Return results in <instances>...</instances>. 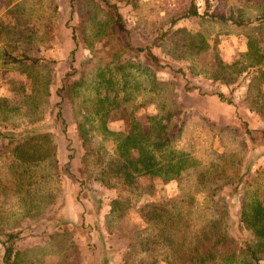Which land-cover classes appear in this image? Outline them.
Returning <instances> with one entry per match:
<instances>
[{"label": "rangeland", "instance_id": "1", "mask_svg": "<svg viewBox=\"0 0 264 264\" xmlns=\"http://www.w3.org/2000/svg\"><path fill=\"white\" fill-rule=\"evenodd\" d=\"M170 118L171 143L152 151ZM30 126L40 135L18 136ZM0 131L16 133L0 138L13 264H166L139 206L181 197L197 222L230 208L264 264V0H0ZM136 139L154 175L135 188L110 168ZM174 161L188 170L149 196Z\"/></svg>", "mask_w": 264, "mask_h": 264}, {"label": "trees", "instance_id": "2", "mask_svg": "<svg viewBox=\"0 0 264 264\" xmlns=\"http://www.w3.org/2000/svg\"><path fill=\"white\" fill-rule=\"evenodd\" d=\"M191 11L187 15L198 14L196 8ZM221 18L227 19L224 16H221ZM146 49L139 48L140 51ZM218 95L221 99L225 98L223 93H218ZM58 116L62 117L63 113L60 111ZM63 120L65 121V118ZM176 127L177 124L173 122L172 118L166 119L161 123L156 138L151 144L152 151L164 152V149L169 146L173 139L172 135ZM39 133L37 126H30L18 132V136L24 135L27 139H31L34 135H40ZM15 135L16 133L13 131H0V138L2 139L14 140ZM139 140H133V149L137 151V156H131V159L110 168L111 173L119 174L122 171L130 173L128 182L125 181L127 183H124V185L135 188L138 184L137 176L154 175V162L151 161L153 155L148 152L150 149L147 151V149L140 146ZM186 164L184 162L182 164L175 162V164L172 163L168 166L161 165L160 174L158 173L155 179H151V182H147L148 188L146 192H149V196L153 195V188L157 187V178L159 180L164 179L165 183L174 180L178 181V178L181 175L183 176V171L188 170ZM197 173L199 174L198 184L200 185L203 183L206 174L202 170H198ZM104 183L109 185L108 181ZM118 184L119 182H112L113 187L117 188ZM117 191L118 197L115 198L116 201L121 202L124 208L131 209L129 201H127V206H124L125 201H120V199L123 200L122 189L117 188ZM184 201H187L185 197L180 199L159 198V200L155 199L151 202L148 200L147 204L139 206V215L142 217L143 222L148 223V225L153 226L157 230L156 235H151L150 238H147V243L155 245L154 251L159 249L161 243L166 245V251H168L165 260L166 264H254V262L260 260L259 250L251 241L242 240L240 242L242 244L239 245L238 238L232 235L233 230H237L239 222L235 215L229 214L230 208H226V212L223 215L224 221L219 216L210 214L205 219H202V222H197L191 218L193 213L188 210V205H186L185 212L181 211L180 208ZM2 234L6 237V240L1 241L5 246L4 263L13 264L15 244L12 239L17 238L19 234L0 232V236ZM153 264H159V261L155 260Z\"/></svg>", "mask_w": 264, "mask_h": 264}]
</instances>
